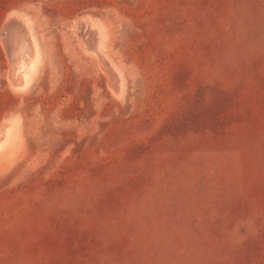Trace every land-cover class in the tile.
<instances>
[{
	"label": "rangeland",
	"instance_id": "obj_1",
	"mask_svg": "<svg viewBox=\"0 0 264 264\" xmlns=\"http://www.w3.org/2000/svg\"><path fill=\"white\" fill-rule=\"evenodd\" d=\"M15 17L41 63L12 91L0 35V264H264V0H0Z\"/></svg>",
	"mask_w": 264,
	"mask_h": 264
},
{
	"label": "bare ground",
	"instance_id": "obj_2",
	"mask_svg": "<svg viewBox=\"0 0 264 264\" xmlns=\"http://www.w3.org/2000/svg\"><path fill=\"white\" fill-rule=\"evenodd\" d=\"M21 20L18 18L16 19V17L15 19L7 18L0 31L3 42L8 46L6 48L9 49L8 83L11 90L15 92L24 91L33 83L35 77L40 71L41 63V54L37 47L35 37L31 29ZM73 30L76 33L79 31L83 33L82 42L84 43L85 48L89 50L90 54L98 59L99 65L107 76L109 89L113 94H119V75L110 63L104 59L100 48L101 43L99 33L86 20L75 23V25H73ZM19 137L18 129L13 120H5L1 122L0 159H2V156L7 157V155H9L10 157L12 155L13 151L11 153L10 150L15 144H17V141L20 140ZM7 163H10V161ZM6 165L7 164H1L0 169L6 167Z\"/></svg>",
	"mask_w": 264,
	"mask_h": 264
}]
</instances>
